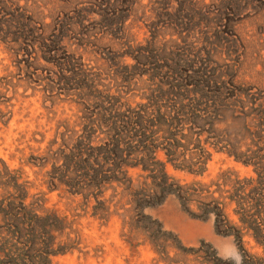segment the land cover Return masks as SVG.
Returning <instances> with one entry per match:
<instances>
[{"label":"rangeland","instance_id":"374dc122","mask_svg":"<svg viewBox=\"0 0 264 264\" xmlns=\"http://www.w3.org/2000/svg\"><path fill=\"white\" fill-rule=\"evenodd\" d=\"M168 90L208 110L178 151L205 150L202 175L166 163L179 137L145 123L136 166L85 205L100 180L90 149L109 140L104 109L155 115L176 102ZM162 163L191 202L175 185L161 192ZM216 183L229 223L219 229L204 205ZM253 189L264 205V0H0V264H241L244 253L264 264L239 206ZM22 199L40 230L18 243L8 219Z\"/></svg>","mask_w":264,"mask_h":264},{"label":"trees","instance_id":"16d2710c","mask_svg":"<svg viewBox=\"0 0 264 264\" xmlns=\"http://www.w3.org/2000/svg\"><path fill=\"white\" fill-rule=\"evenodd\" d=\"M187 93V91H186ZM173 95L176 97V102L173 103L171 106L162 105L157 108V114H150L149 111H147L150 107H146L139 110L137 113H124L126 116L120 115L117 108L109 107L107 110L104 109V114L109 115L110 121H103L104 126L107 128V136L109 137V140L106 142H103L101 146L97 148H91V152L96 154V158H94V161L97 163L96 166L98 167L97 170L92 169L95 178H100L99 185H95V187H86L88 189L84 197L85 199V205H87V202L89 200V197L93 195L95 192H97V195L102 194V189L100 186L104 183H112L114 181L119 182V179L117 178V175H124V173L120 172L124 165L134 167L136 165H127V161L129 160V156L133 155L135 152H132V145L133 143L137 142V145L139 147L143 146V149L145 150L147 147L145 146V137L144 134L147 132V130L150 128L147 125H144L145 123H151L152 125L155 124V126H160V122H162L161 127H166V131H161L164 134V137L167 135L169 138L173 137H179V142L175 141L174 143H168V147L166 150V163H169L172 165L173 168L179 169L181 171H185L191 175H202V172L205 170V165L209 159V155H205L206 152L203 150L199 155H194L189 157V159H182L180 161V155L178 156L179 149L186 150L187 146H185L186 143H188L187 136L190 137V135H183V132L186 131L184 128L185 125H195L196 122H201L202 117L208 115V110L201 109L200 107L196 106H188L183 105L181 103V99H187V95L177 96L175 93H170V91H166L163 93V95ZM134 115V116H133ZM119 117H122L121 121H119ZM207 117V116H206ZM162 119V120H161ZM167 120L169 121L170 125L167 124ZM96 122L93 121V124ZM154 126V127H155ZM174 127L173 134L170 133L169 127ZM189 132L192 131V129H188ZM160 132V131H159ZM157 134L155 131L150 132L149 139L152 140V142L155 141L154 136ZM139 137V138H138ZM138 138V139H137ZM192 139V137H191ZM91 142V138H87V145H89ZM184 144H183V143ZM145 146V147H144ZM154 148V147H153ZM155 151H153L154 153ZM126 153L127 157L123 159L124 154ZM184 155V154H182ZM94 154L91 157L93 158ZM205 156V157H204ZM108 162H112L113 168H110L107 173L104 169V166L108 164ZM143 162V160H142ZM105 164V165H104ZM161 168L157 173L160 175L161 178V185L162 189L161 192L165 193L164 195H167L168 192H173L172 187L175 185V189L182 195L183 199H185L186 203L191 202L194 195L190 192V188L187 186H178L176 183L172 181V184L167 185V182L171 180V178H168L165 170V164H157ZM109 174V176H107ZM94 180V179H93ZM223 187L225 186L226 182L222 181ZM221 183H216L215 186H217V190L214 192H209L210 197L204 198L205 200H209L205 205L207 208L206 213H212L214 215L215 220V226L216 229L222 228L224 226H228L229 223L226 220V217L224 215L226 204L223 202L224 199L222 197L214 199L211 196L215 193H220L222 189ZM251 184V182H245L244 186H242L241 189H245V185ZM239 185V184H238ZM104 187V186H103ZM91 188H94L93 191ZM251 194H253L250 199H247L249 197H246L242 199V202L240 203V208L242 210L243 215L246 219H248V225L249 230H251L253 233L250 234L251 238L253 240L255 239L256 242L259 243V240L257 239V235H260V238L264 240V205L262 204H255L254 205V189L251 190ZM257 197H259V201L262 200V194H257ZM200 198V197H199ZM19 213H16L15 215H11V219H8V222L10 221L12 223L11 228L13 229L12 233L13 235H16L19 233L18 236V243L20 240H22L23 236L22 233L27 231V235L30 234L33 236V234L36 232V230H40V227H38V217L34 212L35 209L26 207L23 205V199L21 200V203L19 205ZM255 210V211H254ZM29 212V215L27 216L26 212ZM20 215V216H19ZM252 226V227H251ZM223 232L225 234H230V231H218ZM254 232H256V235H254ZM25 235V236H27ZM237 240L239 242H242V235L240 232L236 233ZM253 258L246 253L243 254L241 264H253Z\"/></svg>","mask_w":264,"mask_h":264}]
</instances>
